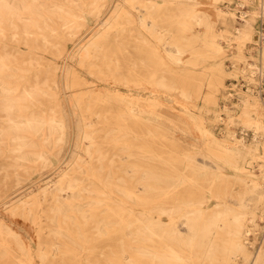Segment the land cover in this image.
I'll return each instance as SVG.
<instances>
[{"label": "bare ground", "instance_id": "obj_1", "mask_svg": "<svg viewBox=\"0 0 264 264\" xmlns=\"http://www.w3.org/2000/svg\"><path fill=\"white\" fill-rule=\"evenodd\" d=\"M108 1L0 0V195L50 157L58 160L69 123L61 89L70 93L65 102L75 107L84 142L76 147L86 157L73 161L53 189L12 209L36 225L33 252L0 221V264L34 258L38 264H264V183L246 177L256 163L264 178V103L249 88L238 97L241 136L217 139L199 127L206 153L185 149L173 137L176 126L157 110L156 94H178L186 123L194 119L193 99L216 106V94L225 91L221 65L190 68L222 54L207 36L212 27L193 0H113L101 18ZM248 4L250 10L231 13L237 27L225 38L239 52L258 46L256 60L235 68L248 83L264 84V29L255 24L256 16L264 23V0ZM86 15L95 27L80 44ZM195 26L207 33H186ZM66 41L96 79L150 86L154 95L79 88L87 81L66 67L59 75L38 55L59 57ZM205 111L218 120V109Z\"/></svg>", "mask_w": 264, "mask_h": 264}, {"label": "rangeland", "instance_id": "obj_2", "mask_svg": "<svg viewBox=\"0 0 264 264\" xmlns=\"http://www.w3.org/2000/svg\"><path fill=\"white\" fill-rule=\"evenodd\" d=\"M238 1H241L244 5H239ZM108 2L110 3L101 14V18H106L110 14L111 2H113V0H109ZM192 2L195 9L206 17L208 23L212 27V33H208L207 36L209 35L208 38L210 40L219 44L222 54L216 59L204 60L202 63L200 62L196 66L190 68L195 72H202L206 71L210 66L220 64L224 72L223 82L225 91L224 94L222 93V90L216 94V106L214 107L212 104L207 105L200 98L193 99L192 101L194 103V107L191 108V112L193 113L194 119H192L190 123H186L180 115L184 111L182 107L183 101L176 93L164 91L157 93L156 97L161 103L157 110L163 116L165 123L169 124V122H171L176 126L173 137L182 147L187 150H199L202 154H204L206 153L204 138L202 134L198 132L197 128L202 127L208 129L217 139H228V135L230 134H233V137L241 136L242 130L240 115L242 114L244 104L238 99V97H244L247 95L250 88V92H252L254 96H258L259 102L263 104L264 84H260L259 80L254 81V84L251 82L248 83L246 79L242 77V73L236 69L238 67H245L246 62L250 63L253 62V60H256L254 58L257 57L258 46H254L255 48L251 49L248 45H245L239 52L238 49L240 48L236 47L235 42L228 40L232 43L229 45L227 43V38H225V35L235 34L234 28L237 27L231 13H237V9L242 11L250 10L252 5L248 4V0H193ZM129 10L133 13L136 12L133 9ZM85 23L87 24V28L81 29L79 37L76 40L78 43L81 42L80 44L86 41V39L90 36L89 31L92 32V29L95 27V21L88 15L85 16ZM255 24L260 29H264V23L261 20L259 21V16L255 17ZM186 33L204 35L207 32L204 27L195 26L192 30L187 31ZM218 34L222 36H219ZM17 46L19 51L22 53L28 51L27 47L23 44H18ZM64 48L66 53L59 57L47 52L39 53L38 55L42 56L45 62L56 65L59 75L62 72V68L66 67L69 70L74 71L77 76L87 81V85H84L85 87H79L81 89H86L84 91L88 92L91 88H101L107 86L119 89L120 91L131 95L139 94L142 95V97L154 95L150 92V89H152L150 86L147 90H145L144 88H141V86H125L123 84L115 83L112 80L107 83L106 81L96 79L80 65L77 57L72 56V53L77 48V46L74 47V43L72 41H66L64 43ZM158 48L163 49L161 46ZM238 55H242L243 58L245 57V60L243 61L242 59L236 61ZM189 57L190 54L188 52L184 53L182 56L183 61L188 60ZM63 91L64 89H61L59 96L65 103V110L67 111V119L69 123L67 125V132L65 135V143L62 146L58 160L50 157V161L47 166L33 172L29 178L21 180L18 184L12 186L7 192L0 195V221L6 228H9L21 242L29 247L32 252L35 250L38 242L35 228L36 225L29 219L24 218V216L13 213L12 209L15 206L27 203V201L33 197H38L41 194V190L45 188L49 190L53 189L59 182L62 175L71 168L73 161L86 159L82 149L76 147L77 144H82L84 142L81 143L79 140L75 107H73L70 102H65L66 99L69 101L71 97L68 90L65 89V94H62ZM187 106H189V103ZM206 108L212 110L218 109V120L214 121L213 113L206 112ZM250 114L253 115L252 112ZM229 118H232L234 122L228 124ZM260 119L264 122V114L263 116H260ZM261 151L262 149L260 148L259 152ZM196 159L198 162L205 161L210 163V160L202 155H196ZM249 169L252 171L253 175L246 176L247 179H253L254 182L262 186L264 178L261 176L260 169L256 166V163L250 165ZM223 171L228 175L234 174L230 168H225ZM249 184H251V182ZM260 225L262 226L263 223L260 222ZM255 247L256 242L252 251H254ZM234 260L241 263L239 257L234 258ZM33 264H38L36 258H34Z\"/></svg>", "mask_w": 264, "mask_h": 264}]
</instances>
